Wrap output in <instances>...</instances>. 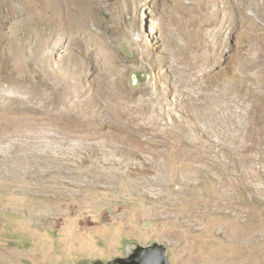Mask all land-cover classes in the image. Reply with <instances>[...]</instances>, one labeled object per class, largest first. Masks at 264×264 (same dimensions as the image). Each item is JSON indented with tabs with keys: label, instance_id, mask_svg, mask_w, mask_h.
<instances>
[{
	"label": "rangeland",
	"instance_id": "obj_1",
	"mask_svg": "<svg viewBox=\"0 0 264 264\" xmlns=\"http://www.w3.org/2000/svg\"><path fill=\"white\" fill-rule=\"evenodd\" d=\"M154 241L264 264V0H0V264Z\"/></svg>",
	"mask_w": 264,
	"mask_h": 264
},
{
	"label": "water",
	"instance_id": "obj_2",
	"mask_svg": "<svg viewBox=\"0 0 264 264\" xmlns=\"http://www.w3.org/2000/svg\"><path fill=\"white\" fill-rule=\"evenodd\" d=\"M134 79V77H133ZM134 246L125 256H114L109 260L88 259L85 264H172L166 253V246L156 241L143 245L133 242Z\"/></svg>",
	"mask_w": 264,
	"mask_h": 264
}]
</instances>
